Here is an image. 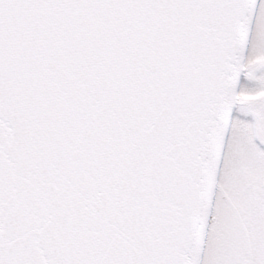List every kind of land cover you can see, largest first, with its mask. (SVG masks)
<instances>
[{
  "label": "snow or ice",
  "instance_id": "snow-or-ice-1",
  "mask_svg": "<svg viewBox=\"0 0 264 264\" xmlns=\"http://www.w3.org/2000/svg\"><path fill=\"white\" fill-rule=\"evenodd\" d=\"M260 67L264 0H0V264H264Z\"/></svg>",
  "mask_w": 264,
  "mask_h": 264
},
{
  "label": "rangeland",
  "instance_id": "rangeland-1",
  "mask_svg": "<svg viewBox=\"0 0 264 264\" xmlns=\"http://www.w3.org/2000/svg\"><path fill=\"white\" fill-rule=\"evenodd\" d=\"M256 75L257 76L264 75V67L258 68ZM261 86H264V85L261 84V81L259 79H250L248 78L247 74L244 73L241 86H240V90H243L245 88L248 90H256V89H259ZM247 119L253 120L254 118L251 115H249L247 116ZM262 147H264V145H262Z\"/></svg>",
  "mask_w": 264,
  "mask_h": 264
},
{
  "label": "water",
  "instance_id": "water-1",
  "mask_svg": "<svg viewBox=\"0 0 264 264\" xmlns=\"http://www.w3.org/2000/svg\"><path fill=\"white\" fill-rule=\"evenodd\" d=\"M242 75H243V73H241L240 78H239L238 90H239V86H240V83H241Z\"/></svg>",
  "mask_w": 264,
  "mask_h": 264
}]
</instances>
